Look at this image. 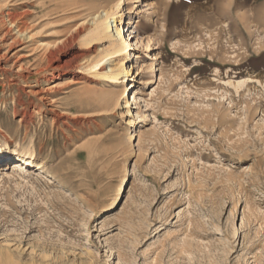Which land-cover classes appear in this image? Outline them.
I'll use <instances>...</instances> for the list:
<instances>
[{"label": "rangeland", "instance_id": "374dc122", "mask_svg": "<svg viewBox=\"0 0 264 264\" xmlns=\"http://www.w3.org/2000/svg\"><path fill=\"white\" fill-rule=\"evenodd\" d=\"M2 149L0 264H264V0H0Z\"/></svg>", "mask_w": 264, "mask_h": 264}, {"label": "bare ground", "instance_id": "6f19581e", "mask_svg": "<svg viewBox=\"0 0 264 264\" xmlns=\"http://www.w3.org/2000/svg\"><path fill=\"white\" fill-rule=\"evenodd\" d=\"M96 12H93L95 14ZM106 15L108 13L106 12ZM95 16V15H94ZM98 16V15H97ZM100 16H98L99 19ZM108 16L104 18L103 20L96 22L94 25L89 28L90 29V36L88 39L91 42L95 39H100L102 36H108L107 31L110 28V25L107 23ZM119 21V24H118ZM124 22L123 15L116 21L114 20L115 26H116V35L115 40L113 41V45L111 48V51L106 54L104 57L112 56V57H121L124 54L132 55L133 50L136 48H141L142 39L138 33V24L135 25V29L131 31L129 34H126V30L124 28H119V26ZM126 23V20H125ZM128 32V31H127ZM114 35V34H113ZM88 41V43H90ZM91 44V43H90ZM101 58L93 65V67L98 66L99 63L104 59ZM127 63L120 64L118 67L111 68L109 72H106L105 74L107 77H109L111 80L117 82L120 78H130L134 76L135 71L134 67H131V64L125 67ZM103 68V67H102ZM133 70V71H132ZM123 75V76H121ZM132 79V78H131ZM130 81V79H129ZM104 95V94H103ZM122 96V93L120 91H110L106 93L104 96H101V94L98 91H92L87 90L85 95L83 96V104H101L104 103L106 105H111L113 107H116L119 105L120 97ZM132 102L137 103L138 97L137 95H133L131 97ZM130 104V102H127ZM126 107V106H125ZM128 107V106H127ZM133 108L138 109L139 106H134ZM133 108L127 109L123 112V115H133ZM138 114V113H137ZM124 117V116H123ZM94 138V135L87 136L86 140ZM99 147H95L91 150V155H93ZM10 157L11 154H9L8 149H2L0 150V157ZM34 157V153L27 150L23 152V154L20 156H14L11 158H6L10 160L9 163L1 164L0 165V178L4 177L6 174L8 175V169H12L14 171H18V169H24L27 167L28 164L32 163V159ZM13 159V160H12ZM132 160L131 156L127 155L121 158L116 162V164L112 167L110 172V182H109V193L107 196V201L110 206H113L115 204V199L117 196V191L120 189L121 181L125 179L129 173L132 172L133 167L136 166L135 161ZM2 162V161H1ZM13 165V166H12ZM23 172V171H22Z\"/></svg>", "mask_w": 264, "mask_h": 264}]
</instances>
